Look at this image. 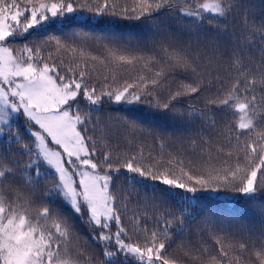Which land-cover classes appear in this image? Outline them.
<instances>
[{"label":"snow or ice","instance_id":"6c2138e0","mask_svg":"<svg viewBox=\"0 0 264 264\" xmlns=\"http://www.w3.org/2000/svg\"><path fill=\"white\" fill-rule=\"evenodd\" d=\"M26 2L28 7H22L18 0H0V136L9 144L0 149V264H96L94 258L86 254L87 248L79 246L80 240L72 239L74 230L68 218L59 209H50L49 205L55 201L70 208L89 228L92 240L102 249L104 259L100 264H188L186 260L171 257L166 247V244L170 247L172 226L176 225L177 231L183 229L186 209L181 208L179 216L172 212L160 215L154 221L157 227L151 231L146 220L144 224L140 223L147 212L133 213L128 218L131 228L126 229L122 223V216L128 212L125 201L135 194V189L133 187L128 196L123 194V189L116 191L112 185V161L108 155L103 161L93 159L96 145L87 133L91 114L98 110L104 97L110 103H146L167 111L177 107L173 101L179 97L201 93L204 79L186 84L183 91L170 92L163 102L156 94L163 88L164 82L159 79L163 76L162 68L150 79L141 75L131 82L125 80L121 87L112 91L103 88L98 91L87 82L84 70L77 79L71 68L67 69L68 75H62L55 64L44 62L41 46L23 44L17 49L10 46L18 37L29 34L30 29L40 27L46 21L62 20L67 14L75 15L77 7L88 5L74 7L73 0ZM237 2L137 0L132 8V18H151L166 9L172 18L179 14L201 24L206 21L209 25L222 27L221 22L236 10ZM105 9L115 14L114 6L109 9L107 0L103 4L97 0L95 9L88 7V11L96 14ZM122 11L126 13L128 9L125 7ZM241 39L246 47L254 46L253 42L259 39L264 53V22L257 26L245 16ZM56 43L60 44V41L56 40ZM162 52L165 63L173 62L169 67L196 72L183 54L170 52L164 46ZM109 53L113 62L127 65L143 61L147 67L156 60L155 56L116 54L111 49ZM156 62L160 63L159 60ZM261 64L264 65V60ZM231 68L232 78L218 84L214 98L206 102L222 111H231L235 118V124L226 126L224 133L227 143L233 145L226 155L235 160L234 165H228L226 159L223 169H216L215 174L210 170L207 175L193 174L181 166L180 175H176L170 168L152 164L145 167L133 156L123 164L128 173L126 183L147 187L145 181L155 182L169 190L179 189L193 196L200 190L216 193L225 189L253 201L264 192V67L252 63L245 65L244 58L237 55ZM112 79L115 81V76ZM149 96L151 100L146 99ZM78 97L84 101L87 111L82 112ZM189 108L194 106L190 104ZM187 114L195 116L196 112ZM205 115L199 113V118L203 120ZM209 119V126L214 128V119ZM218 151L223 149L218 148ZM234 153H243V156H234ZM180 163L182 165L183 161ZM114 171L118 174L119 168ZM9 180L19 181L27 192L13 188ZM42 183L52 186L45 188L42 195L46 199L37 206L34 197ZM167 195L174 198L176 193L169 191ZM212 239L219 246L214 254L202 246L198 254L185 251L184 255L198 264H242V260L243 264H264V245L259 249L253 245V252L249 253L246 251L248 246L240 243L239 252L230 255L224 243L229 248L234 245L222 242L215 235ZM260 239L264 241V234ZM253 255L255 260L251 259Z\"/></svg>","mask_w":264,"mask_h":264},{"label":"trees","instance_id":"16d2710c","mask_svg":"<svg viewBox=\"0 0 264 264\" xmlns=\"http://www.w3.org/2000/svg\"><path fill=\"white\" fill-rule=\"evenodd\" d=\"M18 2L22 7H28L26 0ZM98 2L103 4L104 0ZM107 2L109 9L114 6L115 14L108 9L101 14L88 11V7L95 9L97 0H73L74 7L85 4L88 7H77V13L67 14L61 24L48 22L30 29L29 34L18 37L10 46L14 49L23 44L29 47L41 46L40 55L44 62L55 64L62 75H68L67 69L71 68L77 79L80 71L84 70L87 73L85 79L98 91L102 88L104 91H112L121 87L125 80L131 82L141 75L150 79L162 68L163 76L159 79L164 82L163 88L156 93L161 102L168 99L170 92L183 91L186 84L203 78L205 83L201 93L179 97L173 101L177 107L167 111L146 103H110L104 97L98 110L92 112L88 125L87 134L96 145L93 159L103 161L105 155L109 156L113 164L112 185L117 192L123 189V194L128 196L133 187L135 189V194L128 196L125 201L128 212L122 216V223L126 229L131 228L128 218L133 213L147 212V216L141 218L140 223L144 224L146 220L148 230L151 231L157 227L154 221L160 215L172 212L179 216L181 208L186 209L183 229L177 231L176 225H173L170 247L166 244L171 257L186 260L188 264H198V261L189 260L184 255L185 251L195 255L205 246L209 253L214 254L219 246L212 239L213 235L220 237L222 242L234 245L229 248L224 243L225 250L230 255L239 252L240 243L248 246L246 251L249 253L253 252V245L256 249L261 248L264 245V241L260 239L264 234V192L259 193L253 201L225 189L216 193L200 190L193 196L183 190H169L155 182L145 181L147 187L139 183L130 186L125 182L128 173L123 164L134 156L145 167L152 164L170 168L176 175H180L181 166L185 170H191L193 174L207 175L210 170L215 174L216 169H223L226 159L228 165H234L235 160L226 155L233 145L227 143L224 133L226 126L235 124V118L231 111H222L206 101L214 98L218 84L232 78L230 73L234 56L243 57L245 65L252 63L264 67L261 64L264 53L261 52L259 39L250 47H246L245 41L241 39L245 16L250 21H255L257 26L264 22V0H238L236 10L227 20L221 22L222 27L209 25L206 21L201 24L179 14L172 18L166 9L151 18L143 16L135 19L132 18V8L137 0ZM125 7L128 9L126 13L122 11ZM162 46L168 47L170 52L175 51L186 56L196 72L181 67H169L173 62H164L166 57ZM109 49L116 54L155 56L160 63L153 60L145 67L143 61H134L132 65L113 62ZM92 57L96 59L93 60ZM217 76L221 79L217 80ZM146 99L151 100L152 97ZM78 100L82 112L87 111L84 101L79 97ZM190 104L194 108L190 109ZM190 111L196 112V115H188ZM199 113L206 114L203 120L199 118ZM209 118L214 119V128L209 126ZM21 132L27 140L22 125ZM7 147L8 142L0 136V149ZM218 148L223 151H218ZM13 151L16 149L13 148ZM233 155L242 157L243 153ZM115 168H119L118 174L114 171ZM9 184L13 188L19 187L21 192H27L19 181L9 180ZM51 186V183L40 185L34 197L37 206L46 199L42 195L45 188ZM153 188L159 190L153 192ZM169 191L176 193L174 198L167 195ZM49 207L59 209L68 218L74 230L72 239L78 238L79 246L86 247V254L91 255L96 264H100L104 259L102 249L92 240L89 228L81 222L80 217L60 201H55ZM135 239L134 235L133 240ZM251 259L255 260V256Z\"/></svg>","mask_w":264,"mask_h":264},{"label":"rangeland","instance_id":"374dc122","mask_svg":"<svg viewBox=\"0 0 264 264\" xmlns=\"http://www.w3.org/2000/svg\"><path fill=\"white\" fill-rule=\"evenodd\" d=\"M25 15H27V13H25ZM65 20H61V19H55V20H53V21H46V22H44L43 24H45V23H48V22H56V23H58V24H61L62 22H64Z\"/></svg>","mask_w":264,"mask_h":264}]
</instances>
